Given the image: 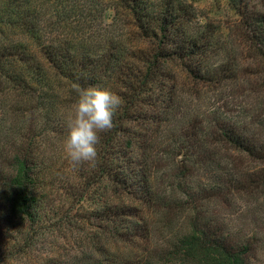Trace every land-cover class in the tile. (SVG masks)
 Segmentation results:
<instances>
[{
  "label": "trees",
  "instance_id": "obj_1",
  "mask_svg": "<svg viewBox=\"0 0 264 264\" xmlns=\"http://www.w3.org/2000/svg\"><path fill=\"white\" fill-rule=\"evenodd\" d=\"M124 1L136 28L144 38H150L151 50L141 66H129L126 72L128 68L121 65L118 70L124 90L118 94L123 102L113 117L114 127L100 134L95 163L80 166V176L73 177L78 188L75 200L85 198L90 204L84 200L83 211L62 222L61 227L78 231L91 226V239L82 237L80 243L84 249L100 251L102 264H110L109 258L106 261L110 254L120 257L111 264H258V236L232 232L226 210L233 205L234 195L236 201L258 199L264 193V14H242L239 30L248 55L241 71L230 59L209 70L204 65L210 43L203 38H177L175 14L160 10L151 14L142 0ZM24 50L29 53L31 47L0 38V96L6 92L15 98L10 125L6 120L0 122L1 264L12 233L25 240L26 247L29 232L60 208H53V201L44 193L47 173L42 162L46 156L37 142L40 118L51 104L37 94L39 90L46 92L44 87L35 86L44 75L33 78L29 71L46 60L60 79L66 78L76 88L88 87L97 77L82 56L52 51L44 57L20 54ZM180 63L185 78L197 84L205 80L241 81L234 92L237 114L226 116L213 110L215 118L208 122V131L207 124L194 117L172 138L159 135L162 120L167 121L163 117L180 108L175 103V81L171 83L169 72H164ZM228 105L222 103L218 108L223 107L225 113ZM54 122L46 119L47 124ZM160 142L167 148L158 150ZM224 158L228 162L222 164ZM163 159L174 179L166 189L165 200L156 194L152 181L162 169ZM245 160L255 164L244 168ZM206 161H216L221 169L215 174L216 182L208 189L191 187L197 166ZM111 181L120 187L119 192L113 190L120 197L119 203L105 196L106 192H90L93 185L109 188ZM226 186L229 190L224 192ZM157 222L161 228H156V235L161 243L153 240Z\"/></svg>",
  "mask_w": 264,
  "mask_h": 264
},
{
  "label": "rangeland",
  "instance_id": "obj_2",
  "mask_svg": "<svg viewBox=\"0 0 264 264\" xmlns=\"http://www.w3.org/2000/svg\"><path fill=\"white\" fill-rule=\"evenodd\" d=\"M142 1L149 5L151 14L155 10H160L176 15L177 38L186 36L203 38L204 42L210 43L209 57L204 65L209 70L230 59L232 64L235 62L237 71H241L247 63L248 55L241 42L245 37L239 30L242 14H264V0ZM129 12H131L129 5L124 0H0V38H4L10 44L21 42L29 45L31 47L29 53L42 57L48 56L49 51L82 56L87 59L86 66L97 73V77H92L91 84L85 88H108L118 95L124 90L122 76L120 72L118 73L121 65L128 68H125L126 72L129 66H141L152 46L150 38H144L142 32L136 28ZM29 53L27 50L20 52L22 55ZM182 67L181 63L170 65L168 71L164 72L170 73L169 79H173L171 83L175 81L177 90L175 103L178 102L180 108L171 116L163 117L167 121L162 120V125L158 128L159 135L163 133L166 137L172 138L175 131L187 120H194V117L201 120L203 125L207 124L205 131H208V122L215 118L211 112L213 110L226 116L237 114L234 92L241 81L205 80L197 84L192 79L185 78ZM26 68L30 70V67ZM29 72L33 78L44 75L42 81L35 83V86L44 87L46 92L39 90L37 94L41 93L40 96L48 99L51 104L48 112L42 114L40 118L37 142L40 144L41 154L46 156L42 162L43 170L47 173V181L44 179V183L46 182L44 193L48 194L50 202L53 201V208L57 206L60 208H55L50 219L38 224L29 232L30 243L26 247L25 240L12 233L13 239H7L9 248L2 253L5 258L3 264H102L104 258L100 251L84 249L80 243L82 237L91 239L94 230L91 226L70 231V227L66 229L60 225L81 213L83 211L81 203L85 200V198L81 201L75 200L74 195L78 188L73 177L80 176L81 167L72 169L64 151L68 131L67 112L78 98L77 89L82 88L74 87L66 78L60 79L61 75H57V70L48 65L46 60L45 64L38 68H34L33 65ZM228 73L226 72V75ZM222 103L229 104L228 108H233L234 111L226 108L224 113L223 107L218 108ZM14 104L13 94L10 96L4 92L0 96V122L6 120L7 126L10 125L9 120L14 117L10 114ZM131 116L136 117L133 114ZM46 119L55 122L47 124ZM163 148L166 149L167 144L160 142L157 149ZM226 160L228 159L224 158L221 163H227ZM161 164L162 169L158 170L157 175H153L152 181L157 188L156 194H160L165 200L166 189L174 179L167 161L163 159L160 166ZM254 164L245 160L244 168L253 167ZM216 166V161L202 163L197 166L198 169L196 168L192 184L188 181L185 183L191 187L201 185L208 189L209 185L216 182L215 174L221 171ZM103 186L99 188L93 185L90 192L100 194L106 192L105 196L108 195L119 203L120 197L114 193L115 190L119 192V185L111 181L109 188L103 189ZM226 190H229L227 186L224 187V192ZM234 197L235 195L233 205L226 210V217L229 218L227 224L232 232L241 236L253 232L258 236L261 244L258 264H264V193H261L258 199L247 197L246 200L235 201ZM85 204L89 205V200H85ZM85 209L87 210V207ZM159 225L158 222L155 224L153 240L155 242L158 239V243H161L162 240L156 235L159 232H156ZM24 247L25 250L22 251ZM108 258L110 264L120 260V257L116 258L113 254L107 256V262Z\"/></svg>",
  "mask_w": 264,
  "mask_h": 264
},
{
  "label": "clouds",
  "instance_id": "obj_3",
  "mask_svg": "<svg viewBox=\"0 0 264 264\" xmlns=\"http://www.w3.org/2000/svg\"><path fill=\"white\" fill-rule=\"evenodd\" d=\"M78 98L67 112L64 151L72 169L94 164L100 134L114 127L113 117L122 99L108 88L77 89Z\"/></svg>",
  "mask_w": 264,
  "mask_h": 264
}]
</instances>
